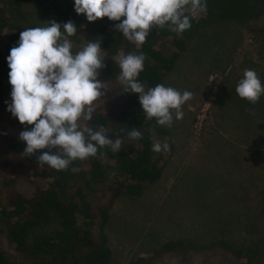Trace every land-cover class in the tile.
Instances as JSON below:
<instances>
[{"label":"rangeland","instance_id":"1","mask_svg":"<svg viewBox=\"0 0 264 264\" xmlns=\"http://www.w3.org/2000/svg\"><path fill=\"white\" fill-rule=\"evenodd\" d=\"M45 1L0 0V5L24 31L51 21L42 15ZM262 25L261 19L211 21L198 28L176 60L164 85L190 91L193 98L183 105L182 119H174L171 127L160 125L164 132L152 130L157 140L169 145L168 151L153 154L162 170L160 179L145 184L137 198L121 195L108 210L103 229L112 252L110 264H246L245 258L219 248L184 255L162 250L168 241L185 239L201 245L225 240L237 248L264 251V95L253 105L236 92L246 69L255 70L264 85V51L257 29ZM80 38L79 44L73 43V53L94 41L84 32ZM6 41L2 35L0 47ZM173 51L166 46V54ZM7 82L10 90L0 98V152L3 138L19 121L8 110L12 85ZM97 107L108 108L105 97L94 102ZM48 182L9 176L1 183L0 195L11 190L30 195L35 186L45 188ZM113 183L109 179L93 185L88 197L93 215L89 230L96 240L102 228L98 197L109 194ZM57 230V217L49 212L34 234L52 236ZM0 244L12 263H23L3 235ZM255 260L264 264V258Z\"/></svg>","mask_w":264,"mask_h":264},{"label":"trees","instance_id":"2","mask_svg":"<svg viewBox=\"0 0 264 264\" xmlns=\"http://www.w3.org/2000/svg\"><path fill=\"white\" fill-rule=\"evenodd\" d=\"M42 13L47 21H55L61 25L68 21L74 22L77 34L67 37L74 44L80 43L82 32L91 36L94 41H101L106 67L100 70L98 78L107 82V95L104 97L108 108H95L92 120H85L84 124L93 130L107 128L110 139L115 141L119 138L123 141L122 149L113 152L109 147L100 148L97 156L77 159L66 170H56L47 164L39 166L37 156L47 149L25 157L22 153L27 145L20 140L19 134L26 128L31 130L33 126H26L18 121L15 129L3 138L0 189L1 183L8 180L9 176H23L26 179L38 177L50 182L46 183L45 188L35 186L30 195L13 190L2 197L0 195V236L7 238L15 251L23 256L22 264H110L112 252L103 229L109 218L108 210L121 195L137 198L142 195L145 184H152L160 179L162 170L153 161L152 130L164 132L155 118L151 121L145 119L139 94L123 92L118 79L121 70L116 62L117 58L121 52L143 53L146 60L138 82L145 89L164 84V79L173 70L176 60L185 51L198 28L215 20H263V25L257 29L264 51V0H207V11L191 20L190 29L178 34L167 26L154 27L143 45L129 41L121 32L116 31L115 25L123 17L121 21L104 17L89 22L86 15L75 11V0H46ZM21 32L0 5V38L5 35L7 39L0 47V98L10 90L7 82L10 72L7 58L10 50L18 46ZM167 45L173 46L175 51L166 54ZM133 128L141 131V140L128 137L127 130ZM109 179L114 181L107 190L109 194L100 195L97 201L102 228L98 233L99 239L96 240L89 230L93 215L88 197L93 185L102 184ZM49 212L57 217L58 230L52 236L34 234V229ZM210 248L225 250L238 259L245 258L246 264H254L255 259L264 258V251L258 248H237L225 240L207 245L190 239L168 241L164 243L162 250L184 255L189 251L203 252ZM0 264H15L8 259L1 244ZM129 264H140V261Z\"/></svg>","mask_w":264,"mask_h":264},{"label":"clouds","instance_id":"3","mask_svg":"<svg viewBox=\"0 0 264 264\" xmlns=\"http://www.w3.org/2000/svg\"><path fill=\"white\" fill-rule=\"evenodd\" d=\"M75 11L86 15L89 22L104 17L121 21L123 17L115 25L116 31L143 45L154 27L167 26L178 34L190 29L191 20L207 11V0H75ZM76 34L72 21L63 25L50 21L44 27L26 28L7 58L12 85L8 110L21 124L33 126L19 134L27 145L22 154L28 157L47 149L37 156V162L56 170H66L77 159L95 157L100 148L119 152L123 143L119 138L110 139L107 128L93 130L79 123L81 119L92 120L94 102L107 95V82L98 78L106 67L101 41H88L73 53V43L67 37ZM145 60L143 53L121 52L116 60L121 70L119 82L123 92L139 94L146 120L155 118L159 125L171 127L174 119L183 118L182 107L193 93L164 84L145 89L138 82ZM236 92L253 105L259 102L264 85L255 70L244 71ZM127 134L132 140L143 138L136 128L127 130ZM168 150V143H161L153 132L152 151Z\"/></svg>","mask_w":264,"mask_h":264}]
</instances>
